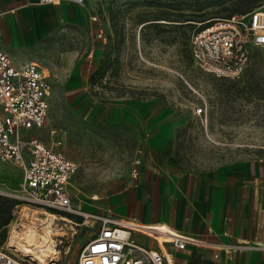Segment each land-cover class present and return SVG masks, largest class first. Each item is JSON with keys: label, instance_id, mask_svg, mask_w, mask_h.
<instances>
[{"label": "rangeland", "instance_id": "obj_1", "mask_svg": "<svg viewBox=\"0 0 264 264\" xmlns=\"http://www.w3.org/2000/svg\"><path fill=\"white\" fill-rule=\"evenodd\" d=\"M87 3L96 16L92 29L65 34L53 49L45 45L36 60L51 70L53 88L48 121L33 131L46 143L62 141L58 150L77 163L70 190L80 212L99 211L100 197L129 185L141 166L199 173L264 158V48L253 50L235 78L205 72L190 53L199 31L264 0ZM22 178L19 166L0 163V195L13 199ZM18 202L0 249L24 259L11 244L32 227L46 237L52 223L46 264H78L99 225L80 227L81 214ZM182 254L189 264H203L206 256Z\"/></svg>", "mask_w": 264, "mask_h": 264}, {"label": "built area", "instance_id": "obj_2", "mask_svg": "<svg viewBox=\"0 0 264 264\" xmlns=\"http://www.w3.org/2000/svg\"><path fill=\"white\" fill-rule=\"evenodd\" d=\"M62 2L84 4V0H37L36 4ZM2 36L0 24V43ZM259 47L264 48V6L215 20L193 37L190 53L205 72L235 78ZM51 94V81L40 65L16 66L0 45V163H13L23 174L11 197L43 211L81 214L86 221L76 223L80 227L98 224V233L82 248L78 264H175L172 251L227 248L165 224L145 225L112 213L80 212L70 190L77 163L58 150L62 141L49 144L33 134L48 121ZM27 257L0 249V264H30Z\"/></svg>", "mask_w": 264, "mask_h": 264}, {"label": "crops", "instance_id": "obj_3", "mask_svg": "<svg viewBox=\"0 0 264 264\" xmlns=\"http://www.w3.org/2000/svg\"><path fill=\"white\" fill-rule=\"evenodd\" d=\"M36 1L0 0V45L16 66L40 65L52 84L51 70L36 61L45 45L53 49L65 34L92 29L96 16L87 0L82 5ZM97 210L139 224H165L227 246L220 251H172L175 264H189L182 253L198 250L206 254L203 264H264V158L199 173L170 165L141 166L129 185L101 196Z\"/></svg>", "mask_w": 264, "mask_h": 264}, {"label": "bare ground", "instance_id": "obj_4", "mask_svg": "<svg viewBox=\"0 0 264 264\" xmlns=\"http://www.w3.org/2000/svg\"><path fill=\"white\" fill-rule=\"evenodd\" d=\"M50 215L57 218L56 215H52V214H50ZM44 223H45V220H44ZM51 224L49 223L47 228H46L47 229V236L45 235L46 237L40 238L39 236H41V234L38 235L37 232L35 231V229H33V227L28 228V230L25 232L26 235L24 238H20L17 241L13 240L14 243L11 244V245H13L12 247L16 246L19 250H21V252L24 255L33 257L34 260L37 261L39 264H46L47 263V256H48L47 250L48 249L53 250V248H51V247L45 248V245H46L45 243H49L52 240L51 239V232H53V231L50 228Z\"/></svg>", "mask_w": 264, "mask_h": 264}, {"label": "trees", "instance_id": "obj_5", "mask_svg": "<svg viewBox=\"0 0 264 264\" xmlns=\"http://www.w3.org/2000/svg\"><path fill=\"white\" fill-rule=\"evenodd\" d=\"M18 203L15 199L0 195V244L6 240L5 229L12 221L13 210Z\"/></svg>", "mask_w": 264, "mask_h": 264}]
</instances>
